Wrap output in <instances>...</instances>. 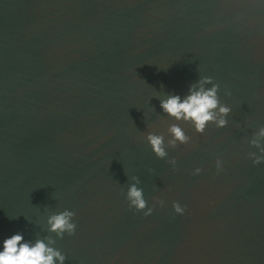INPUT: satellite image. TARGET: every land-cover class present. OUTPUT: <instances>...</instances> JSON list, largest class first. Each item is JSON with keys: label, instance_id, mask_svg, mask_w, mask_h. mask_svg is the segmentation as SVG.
I'll return each instance as SVG.
<instances>
[{"label": "water", "instance_id": "obj_1", "mask_svg": "<svg viewBox=\"0 0 264 264\" xmlns=\"http://www.w3.org/2000/svg\"><path fill=\"white\" fill-rule=\"evenodd\" d=\"M203 77L231 111L200 134L160 101ZM173 123L191 140L158 158L146 134ZM261 127L264 0H0V251L22 233L64 264H264Z\"/></svg>", "mask_w": 264, "mask_h": 264}, {"label": "clouds", "instance_id": "obj_2", "mask_svg": "<svg viewBox=\"0 0 264 264\" xmlns=\"http://www.w3.org/2000/svg\"><path fill=\"white\" fill-rule=\"evenodd\" d=\"M205 85H211L206 88ZM219 85L214 83L211 77H203L197 84H193L188 95L181 98L180 95H169L166 99H161L160 108L169 117L176 121H184L191 123L196 133L203 134L209 123H214L218 128H223L227 125L226 117L231 109L220 103L218 98ZM167 133L170 139L165 143L164 134H156L148 132L145 139L150 145L152 151L158 158L167 157V148H176L178 145L188 144L191 137L186 135L182 127L177 123L170 124L167 128ZM264 139V127H261L256 133V138L250 141V144L257 149L262 155H257L255 152H250L249 156L253 158L254 164H259L264 161V146H261L260 140ZM175 165L176 160L169 161ZM217 170H221V161H216ZM201 169L197 168L194 174H199ZM135 181L127 191V200L130 208H135L136 211H144L147 208V201L144 199L143 190L137 185L140 180L137 176H132ZM153 200L163 206L164 201L153 197ZM173 208L176 213L182 214L184 209L178 202H173ZM152 208H147L144 215L148 216L152 213ZM75 213L69 210H64L58 214H52L47 220L48 230L56 234L57 237H63L64 233L73 235L76 229V224L73 222ZM55 244L52 238H48V242L37 239L35 243L26 241L22 233H16L3 240L0 251V264H64L65 256L54 247L49 245Z\"/></svg>", "mask_w": 264, "mask_h": 264}]
</instances>
